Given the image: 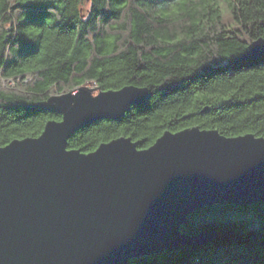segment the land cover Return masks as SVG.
Masks as SVG:
<instances>
[{"label":"trees","instance_id":"trees-1","mask_svg":"<svg viewBox=\"0 0 264 264\" xmlns=\"http://www.w3.org/2000/svg\"><path fill=\"white\" fill-rule=\"evenodd\" d=\"M264 0H0V146L38 136L61 114L43 102L86 83L145 86L118 119L90 122L68 147L130 136L139 148L198 125L264 136ZM185 234L217 237L128 264H264V199L194 211Z\"/></svg>","mask_w":264,"mask_h":264},{"label":"water","instance_id":"water-1","mask_svg":"<svg viewBox=\"0 0 264 264\" xmlns=\"http://www.w3.org/2000/svg\"><path fill=\"white\" fill-rule=\"evenodd\" d=\"M263 55L258 38L244 58ZM148 96L134 84L80 85L43 102L60 120L0 146V264H128L216 238L181 230L203 206L264 199V136L252 132L195 125L146 148L130 136L87 153L68 147L83 126L118 119Z\"/></svg>","mask_w":264,"mask_h":264}]
</instances>
